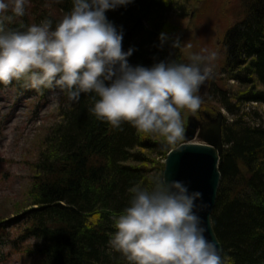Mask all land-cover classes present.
Segmentation results:
<instances>
[{"label":"trees","instance_id":"obj_1","mask_svg":"<svg viewBox=\"0 0 264 264\" xmlns=\"http://www.w3.org/2000/svg\"><path fill=\"white\" fill-rule=\"evenodd\" d=\"M43 2L25 6L22 17L5 23L6 30L23 31L45 19L54 30L73 6L72 0H49L41 13H35ZM169 8V0H133L105 13L123 33V50L135 49L128 59L131 66L188 64L180 53L177 26L167 21ZM237 8L239 20L225 30L221 41L224 77L210 80V103H204L233 118L222 124L225 148L211 225L228 264H264V125L244 111L247 105L264 106V0H240ZM5 14L11 15L10 9ZM177 38L181 46L173 48ZM229 82L234 85L228 87ZM11 86L20 93L27 89L30 96L48 90L32 89L24 80H14ZM61 93L60 100L69 106L43 138L39 158L30 164L33 175L24 204L16 205L21 213L15 211L14 220H22L20 238L40 241L29 252L34 264H128L108 244L115 232L114 217L129 205L131 187L139 184L151 190L154 181L162 179L160 159L177 145L167 146L162 137L140 133L128 123L115 129L96 119L90 112L91 94L75 102ZM8 222H0L2 235Z\"/></svg>","mask_w":264,"mask_h":264},{"label":"clouds","instance_id":"obj_2","mask_svg":"<svg viewBox=\"0 0 264 264\" xmlns=\"http://www.w3.org/2000/svg\"><path fill=\"white\" fill-rule=\"evenodd\" d=\"M26 2L0 0V84L24 80L37 91L55 87L75 102L91 94L92 115L115 129L128 123L173 147L184 140L182 112L199 110L197 93L213 74L216 52L193 54L188 64L131 66L135 49L123 50V33L105 13L133 0H72L71 11L54 30L47 19L23 31L6 30V22L25 14ZM9 8L11 15H6ZM160 40H166L163 33ZM180 46L177 38L172 47ZM128 191L129 205L114 217L115 232L108 241L128 264H228L194 211L201 193L160 178L151 190L137 184Z\"/></svg>","mask_w":264,"mask_h":264},{"label":"rangeland","instance_id":"obj_3","mask_svg":"<svg viewBox=\"0 0 264 264\" xmlns=\"http://www.w3.org/2000/svg\"><path fill=\"white\" fill-rule=\"evenodd\" d=\"M37 1L27 0L25 6L32 7ZM43 1L42 7L35 13H41L45 7L43 4L49 2ZM6 3L10 4V0ZM239 4L240 0H169L170 8L166 12V18L171 25L177 26L176 31L182 40L180 53L185 62L191 63L189 57L193 54L206 56L213 51L217 53L216 59L210 65L213 74L201 86L199 92L201 103H210L209 99L207 100L210 80L215 81L217 77H224L221 63L222 36L229 26L239 20L241 15L237 8ZM49 9L46 8V11L51 16L58 17L54 10ZM186 44H191V48L186 47ZM204 49L208 52H202ZM206 65L205 61L201 67ZM233 85L232 82L228 83V87ZM61 95L57 88L48 89L43 95L32 96L27 94V89L20 93L11 84L0 88V222L9 221V225L5 227V234L0 233V264H34L29 252L35 249L40 241L36 239L23 241L20 238L22 220L21 222L14 220L21 213L18 212L20 207L16 205L22 207L24 204V197L30 188V179L33 175L34 167L30 164L38 160L43 148V138L54 130L55 125L62 119L60 114L69 106V103L60 100ZM216 111L223 115V121L224 119L227 122L232 121V116L226 110L214 109L213 114ZM244 111L253 116L249 118L250 120L259 118L255 123L264 125V106L247 105ZM187 112L186 110L183 116L184 127L189 114ZM169 151L160 159L163 169ZM35 260L37 262V259Z\"/></svg>","mask_w":264,"mask_h":264},{"label":"water","instance_id":"obj_4","mask_svg":"<svg viewBox=\"0 0 264 264\" xmlns=\"http://www.w3.org/2000/svg\"><path fill=\"white\" fill-rule=\"evenodd\" d=\"M200 122L193 113L186 117L184 140L166 156L162 178L168 182L181 181L189 192H199L202 199L196 201L194 209L201 219V227L206 238L217 245L221 255V245L211 225V214L215 206L220 182L219 167L223 160L222 141L223 115Z\"/></svg>","mask_w":264,"mask_h":264},{"label":"flooded vegetation","instance_id":"obj_5","mask_svg":"<svg viewBox=\"0 0 264 264\" xmlns=\"http://www.w3.org/2000/svg\"><path fill=\"white\" fill-rule=\"evenodd\" d=\"M187 113H189V111ZM190 113H192V112H190ZM193 115L200 122H205V121H208L207 117H210L212 119V117H214L215 114H213V110L207 109L204 106V103H201L199 110L197 112L193 113Z\"/></svg>","mask_w":264,"mask_h":264},{"label":"bare ground","instance_id":"obj_6","mask_svg":"<svg viewBox=\"0 0 264 264\" xmlns=\"http://www.w3.org/2000/svg\"><path fill=\"white\" fill-rule=\"evenodd\" d=\"M210 220H211V218H210Z\"/></svg>","mask_w":264,"mask_h":264}]
</instances>
